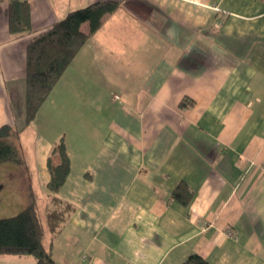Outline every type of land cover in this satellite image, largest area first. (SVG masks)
Segmentation results:
<instances>
[{"label":"crops","instance_id":"0c3cea01","mask_svg":"<svg viewBox=\"0 0 264 264\" xmlns=\"http://www.w3.org/2000/svg\"><path fill=\"white\" fill-rule=\"evenodd\" d=\"M9 1L0 0V126L22 124L30 39L96 0H27L31 30L18 36ZM79 125L96 148L78 150ZM60 138L70 167L52 192L46 158ZM19 144L24 164L0 172L26 186L5 197V213L31 199L37 208L35 188L45 209L52 195L71 203L52 239L58 264H180L193 252L209 264H264V0H121ZM180 182L187 205L171 196Z\"/></svg>","mask_w":264,"mask_h":264},{"label":"trees","instance_id":"16d2710c","mask_svg":"<svg viewBox=\"0 0 264 264\" xmlns=\"http://www.w3.org/2000/svg\"><path fill=\"white\" fill-rule=\"evenodd\" d=\"M120 5L121 0H96L72 9L63 18L54 21L48 29L30 39L26 47L23 121L21 125L0 126V164H24L19 144L22 131L34 119L39 107L79 48L101 26L104 16L117 10ZM84 24L85 30L82 29ZM8 30L14 36L30 32V8L27 0L8 2ZM180 104L185 105L186 98ZM46 165L49 172L47 188L56 192L63 184L70 167L63 138L51 147ZM171 196L187 205L192 198V191L185 183L180 182ZM73 210L71 203L52 195L43 219L33 199L16 214L0 218V255H31L34 258L33 264H58L52 254V239L58 235ZM46 232L49 235L47 246L44 244ZM180 264L209 263L193 252Z\"/></svg>","mask_w":264,"mask_h":264},{"label":"rangeland","instance_id":"374dc122","mask_svg":"<svg viewBox=\"0 0 264 264\" xmlns=\"http://www.w3.org/2000/svg\"><path fill=\"white\" fill-rule=\"evenodd\" d=\"M89 124V123H87ZM79 129L80 132L77 133V135L75 136V143L78 145V150L79 151H83V147H86V149L88 148L89 150H92V148H96V144L93 140H90V135H91V129L88 128V126L86 125H79ZM29 129L25 131V136L23 138V143H25L26 141V137L29 134ZM71 134L73 136V134L75 135L74 131L71 130ZM93 142V144H92ZM74 141L72 138V145H73ZM74 143V144H75ZM98 147V146H97ZM87 151V153H88ZM26 153V152H25ZM27 160V157H26ZM25 162V159H24ZM7 165V164H5ZM4 167V166H3ZM20 176L24 177L23 174H20ZM16 177H19V175H15L13 173H11L9 170H5L4 172H0V185L3 186L0 189V218H5V217H9L11 215H6L5 213V208L6 205L3 204V202L5 201V197L8 196L11 193H15L19 188V186H21L23 189L26 186V183L23 180H17L15 179ZM17 183V184H16ZM16 184V185H15ZM35 192V197H36V202L38 203V211L40 212L41 216L43 215L44 211H45V204L43 201V198L40 197V194L37 192V189H34ZM48 233L46 232L45 237H44V244L47 245L49 237H48ZM0 264H9L7 261H1Z\"/></svg>","mask_w":264,"mask_h":264}]
</instances>
